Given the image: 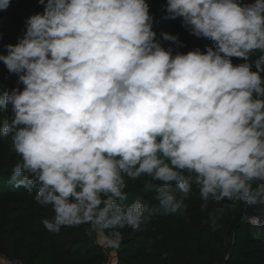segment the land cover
Here are the masks:
<instances>
[{"label": "clouds", "instance_id": "9594fccd", "mask_svg": "<svg viewBox=\"0 0 264 264\" xmlns=\"http://www.w3.org/2000/svg\"><path fill=\"white\" fill-rule=\"evenodd\" d=\"M40 3L0 54L23 85L0 94V137L21 157L10 182L51 207L48 231L90 223L118 245L150 219L140 198L126 203L127 180L145 177L172 213L194 185L202 209L264 208V0H167V18L212 42L175 54L146 0Z\"/></svg>", "mask_w": 264, "mask_h": 264}, {"label": "trees", "instance_id": "16d2710c", "mask_svg": "<svg viewBox=\"0 0 264 264\" xmlns=\"http://www.w3.org/2000/svg\"><path fill=\"white\" fill-rule=\"evenodd\" d=\"M154 18L153 30L165 48L187 53L196 48L205 49L211 41L196 37L183 25L182 18L169 19L164 9L167 0H146ZM43 12L40 0H11L7 10H0V54L5 46L16 44L26 31L29 16ZM161 33L177 35L179 46L162 40ZM233 58V63H241ZM16 74L9 73L0 61V94L11 91L17 84ZM10 112L0 110V118ZM21 157L12 146L11 137H0V255L23 264H104V247L90 238V223L65 226L58 232L48 231L42 221L51 219V207L38 205L34 196L23 188L14 187L10 176ZM128 200L140 198L145 214L150 217L141 231L129 227L120 229L116 264H264V226L256 227L249 219L264 221V208L244 202L222 201L220 205L208 202L202 209L199 190L194 185L184 201V214L172 213L154 199L158 182L150 178L127 180ZM151 188V190H150ZM221 205H229L219 214L217 229L210 227L209 215ZM109 237L107 231H102Z\"/></svg>", "mask_w": 264, "mask_h": 264}, {"label": "built area", "instance_id": "2783aa9c", "mask_svg": "<svg viewBox=\"0 0 264 264\" xmlns=\"http://www.w3.org/2000/svg\"><path fill=\"white\" fill-rule=\"evenodd\" d=\"M253 219H258L257 224H253ZM249 221L256 227H262L264 226V221L259 217H252L249 219ZM87 234L90 238L94 239L97 243H100L98 239V232L93 225L89 226L87 228ZM110 236L106 237V240L104 242V250L106 253L105 263L104 264H116L117 261V245H113L109 243ZM0 264H23L20 260H13L5 257L4 255H0Z\"/></svg>", "mask_w": 264, "mask_h": 264}, {"label": "rangeland", "instance_id": "374dc122", "mask_svg": "<svg viewBox=\"0 0 264 264\" xmlns=\"http://www.w3.org/2000/svg\"><path fill=\"white\" fill-rule=\"evenodd\" d=\"M98 239H99V241H100V244H101L102 246H104V242H105V240H106V237L103 235L102 231H99V232H98Z\"/></svg>", "mask_w": 264, "mask_h": 264}]
</instances>
